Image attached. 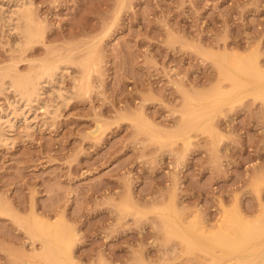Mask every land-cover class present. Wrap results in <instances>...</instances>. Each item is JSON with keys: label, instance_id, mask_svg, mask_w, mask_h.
I'll return each instance as SVG.
<instances>
[{"label": "rangeland", "instance_id": "1", "mask_svg": "<svg viewBox=\"0 0 264 264\" xmlns=\"http://www.w3.org/2000/svg\"><path fill=\"white\" fill-rule=\"evenodd\" d=\"M24 2L43 23L25 53L8 25ZM83 49L96 62L88 87L79 64L62 67L48 110L0 115V264H33L34 212L76 232L77 264H201L204 238L170 236L167 218L208 231L236 207L264 218V99L202 107L203 127L186 116L221 62L264 64V0H0V69ZM14 99L1 93V107Z\"/></svg>", "mask_w": 264, "mask_h": 264}, {"label": "bare ground", "instance_id": "2", "mask_svg": "<svg viewBox=\"0 0 264 264\" xmlns=\"http://www.w3.org/2000/svg\"><path fill=\"white\" fill-rule=\"evenodd\" d=\"M32 3L24 2L17 5L8 24L21 37V42L18 39L20 43L17 44L24 53L40 43L43 38V23L38 20ZM81 55L79 59H75L74 52H68L60 53L54 60H34L25 71L19 69L17 62L0 69V94L8 91L15 95L14 101L8 102L10 111H6L0 105V115L7 116L9 120L10 115L18 113L19 110L23 112L28 107L48 110L50 107L41 99L42 94L45 86L55 82L56 76L61 75L58 72L63 69L62 67L64 69L66 67L64 71L67 72V68L70 70L69 65L79 64L83 73L81 86L84 87L86 82L88 87L87 77L96 67V62L93 55L85 50ZM232 56L235 60L228 62L225 60L220 63L224 67L221 71L222 80L211 88L209 92L212 93L203 94L198 98L191 97L188 100L186 116L192 119L189 120V125H194L196 119V122H200V126H204V117L197 115L202 107L216 106L222 101L232 100L235 96L253 95L264 99V64L259 60V55L242 57L233 54ZM223 80L229 81L228 87L224 85ZM57 89H54L58 92L56 95L60 99H65L62 93L64 90ZM102 129L103 125L99 124V130ZM178 136L187 138L188 134L183 131ZM261 205L264 208V202ZM33 218L28 224L29 233L33 239L40 240L43 245L42 250L34 255L33 264H77L72 251L77 238L76 232L65 229L63 225L51 222L50 219H41L36 212ZM178 220L174 217L166 219L168 234L170 236L181 234V237L192 244L190 246H196L198 239L203 237L206 256L202 257L201 264H253L257 263L260 256H264V218L258 217L253 221L239 207H236L235 211H225L222 221L210 228L212 231H208V226L203 223L200 224L199 229L190 227L192 225L190 223L184 226ZM200 230L202 231L199 232ZM224 238L232 243L228 244L229 242ZM257 264H264V260Z\"/></svg>", "mask_w": 264, "mask_h": 264}]
</instances>
